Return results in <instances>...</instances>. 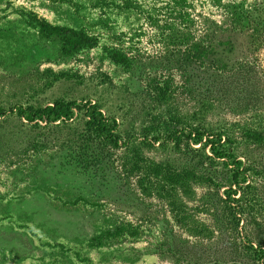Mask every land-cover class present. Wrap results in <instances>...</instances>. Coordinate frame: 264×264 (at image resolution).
I'll use <instances>...</instances> for the list:
<instances>
[{
	"label": "rangeland",
	"instance_id": "374dc122",
	"mask_svg": "<svg viewBox=\"0 0 264 264\" xmlns=\"http://www.w3.org/2000/svg\"><path fill=\"white\" fill-rule=\"evenodd\" d=\"M216 1L187 0V7L217 17ZM218 1L250 10L253 29L259 22L264 25V0ZM172 8L170 0H0V108L101 95L109 105L129 106L138 133L140 106L152 104L148 86L178 81L169 65H146L162 50L161 34L166 33L161 27ZM41 22L84 31L98 44L65 56L59 41L41 35ZM259 35L254 57L262 68L264 30ZM114 47L132 58L130 65L110 60ZM182 98L178 103L186 110L190 103ZM75 124L79 127L80 120ZM43 138L25 121L0 118V264H222L228 237L233 239L235 232L231 210L220 205L223 189L215 187L229 176L220 163L194 170L186 147L140 150L146 165L168 173L194 170L201 177L185 183L190 198L181 195L174 208L169 185L147 176L145 168L120 175L106 153L85 160L75 146L38 143L32 149L27 144ZM254 148L249 230L254 249L264 251V156L258 159L264 150ZM175 213L194 218L214 234L208 239L187 236ZM121 222L138 227L140 234L102 244L94 240Z\"/></svg>",
	"mask_w": 264,
	"mask_h": 264
},
{
	"label": "trees",
	"instance_id": "16d2710c",
	"mask_svg": "<svg viewBox=\"0 0 264 264\" xmlns=\"http://www.w3.org/2000/svg\"><path fill=\"white\" fill-rule=\"evenodd\" d=\"M170 2L173 6L167 17L170 20H165L161 27L166 33L161 34L162 50L157 56L148 57L146 65H169L177 72L178 81L148 86L146 92L152 104L140 106L143 119L138 133L135 122L130 121L129 106L109 105L101 95L81 101L56 99L43 105L14 104L0 108V118L14 116L44 135L42 141H28L32 149L38 143L75 146L85 160L98 159V155L106 153L110 165L117 164L120 175L145 168L147 176L169 185L172 193L169 202L174 208L180 204L181 195L189 194L185 183L200 182L195 168L220 163L229 176L215 187L223 189L220 205L231 210L230 226L235 232L233 239L228 237L230 241L224 247L221 263L254 264L264 258L261 247L254 249L249 230L254 207L251 182L256 159L254 146L264 150V67L254 57L258 34L261 35L264 25L259 22L258 28L253 29L251 11L233 1L217 0L212 5L217 17L195 13L192 6L187 7V0ZM39 32L59 41L65 56L98 44L97 38L84 31L45 22L39 24ZM108 56L116 64L127 66L132 62L125 51L116 47L109 50ZM182 96L190 103L186 110L178 103L184 99ZM226 115L233 119H227ZM78 119L79 127L75 124ZM154 146L177 152L186 147L196 163L194 170L168 173L161 166L146 165L138 152ZM263 156L259 154L258 159ZM175 220L189 237L208 239L214 234L194 218H181L175 213ZM139 234L138 227L121 222L111 225L94 240L102 244L116 241L122 235Z\"/></svg>",
	"mask_w": 264,
	"mask_h": 264
}]
</instances>
